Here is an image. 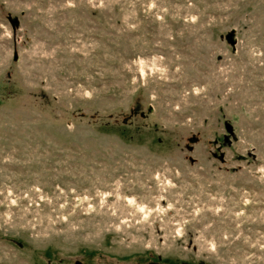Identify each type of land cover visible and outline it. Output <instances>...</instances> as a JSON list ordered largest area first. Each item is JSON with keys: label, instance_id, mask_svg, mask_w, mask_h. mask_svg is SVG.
<instances>
[{"label": "rangeland", "instance_id": "1", "mask_svg": "<svg viewBox=\"0 0 264 264\" xmlns=\"http://www.w3.org/2000/svg\"><path fill=\"white\" fill-rule=\"evenodd\" d=\"M0 264H264V0H0Z\"/></svg>", "mask_w": 264, "mask_h": 264}]
</instances>
